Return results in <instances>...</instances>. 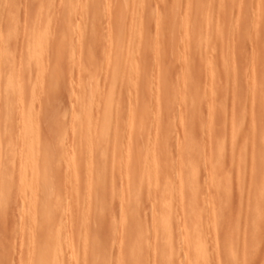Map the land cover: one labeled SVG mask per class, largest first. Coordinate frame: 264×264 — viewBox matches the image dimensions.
Masks as SVG:
<instances>
[{"label":"bare ground","instance_id":"bare-ground-1","mask_svg":"<svg viewBox=\"0 0 264 264\" xmlns=\"http://www.w3.org/2000/svg\"><path fill=\"white\" fill-rule=\"evenodd\" d=\"M61 1H63L65 3V5L69 6L67 8H64L65 10L66 9L68 10V13L64 12L65 15L69 14L68 19L65 20L64 19L65 17L61 18L63 16L62 10L61 11L59 10V12H61L62 16H60V13L57 14V15H59V18H61V20L64 19L66 21V27H67L66 28L67 29L66 34H68V36H71V37L74 34L78 37L79 36L82 37L83 34L87 31L85 30V32L82 33L83 31H81V30L87 29V27H85L82 24L85 28L80 29L81 24L75 23V21L72 19L75 11L77 10L75 7H73L75 1L74 0H61ZM80 1H79V3H80ZM87 1H89V0H87ZM87 1H85V3H86L85 8L89 9V12H91L90 9H92V8L87 7L88 6ZM97 1L96 0H95V2L92 1L91 4L94 3V5H95L97 3ZM100 1L98 3H100ZM144 1L142 0L140 4L137 3V1L136 2L134 1L135 4L137 3L135 6L136 7H137V5L138 6L141 5V7H143V5L145 6V4L143 3ZM182 1L184 2V0H175L176 3H174V5L177 6ZM207 1H210V0H185L186 4L184 3V5L188 6L186 9L187 11H185L184 5L182 7V3H183L182 2L180 7H182V9L184 10L185 13H183V16L179 14L180 11L182 10V9H180V7H179L180 10H178V12H177L179 14L178 15L179 17L182 16L180 21L178 19H175V18H173L171 20L172 17L170 16L169 20H165L167 22L166 24L168 25V26H166V25H163V23L165 21L159 17L155 18L154 14L152 12L147 13V16H146L145 12H143V15H142L141 11H138L137 8L134 9L133 8L134 3L132 4L133 0L130 1V3H129V0H122L118 3V0H117L118 4H116V6L114 5L115 7L114 6L113 7L116 8L117 5H119L120 3L121 4L117 10L115 9V11H114L115 13H114V15H112L113 18L111 17V19H113V25L111 27L109 34L106 37V40L103 41L104 46L108 45V48H106V49L104 48L105 49L104 51L101 50V51L105 52V54L103 52H101L102 54H104V56H102V54L99 55L101 57H104L103 61H105V68H106L105 91H102L100 89L102 92H104L103 95L101 94L102 96L101 95L99 96V94L101 93V91H100V93L98 94L99 88H97L98 89L97 93H96L97 90L95 91V89H94L98 86V84L101 85L104 82L103 81L104 75L99 76V74L102 73L100 71V68H101L100 65L101 64H99L101 62L100 61L98 62L99 59L96 58V54H98V53L95 52V54H94L93 50L89 48L90 46L88 45V43H85V44H87L86 46H89V47H86L87 48V49L85 48L86 50L84 49V51L86 52V56H83L86 59L85 60H83L84 58L80 59V60H83V62L80 63V65L81 64L82 65L79 67L80 70L81 69L83 70L84 74L86 73L85 75H86V78L88 79V80L86 79V83L84 80H82L84 78H77V77L72 78L71 77L72 75L69 76L67 74L68 72H65V77H67V76L71 77L75 81V83L78 82L77 81L78 79H80L79 80L80 84L78 83V86L76 84L78 89L75 88V89H77V91H79V89H80L79 87H81L82 82H84V85L79 92H80V96L83 98V100L86 101V99H87L86 102L84 101L85 103L83 102L84 105H82L80 102L79 106L82 105L81 106L82 108L79 107L78 111L73 112V114L71 115V118H70V122H71L70 125L71 126H69V127H71L70 129H73L72 131H74L76 138H78L79 141L80 142L82 141V142H81V144H79V141H77V142H75L76 143L75 145L71 144L72 145L71 148H69L67 146L68 147V153H69V151H71L68 155L65 152L67 157H65L66 155H64V148H66V147H65V143L63 140L65 139V141H66V138H67V140H70V137H73L72 135L69 137L67 136L66 138H64V137L66 136V134H68L69 132L71 133L72 131H70L69 127H68L69 132L66 133L65 130H67V128H65V129L63 128L64 124H62L63 127L60 129V127H61L60 125L63 121L61 122V120H60V123H57V124L55 123V121H53L50 123V125L52 123L56 124L57 129H55L56 131H54V132H52L53 130L51 128L47 129V131L51 129L50 133L52 132L51 134L48 133V135L50 134L51 137L53 136L52 138L48 137L50 139L47 140L46 136H48V135L45 136V135L41 134L42 129L40 131V128H42V126L40 127L39 126L40 123H38L39 116H40L38 111L39 110L42 111L44 106L46 108H48V105L49 104L51 105V102L47 104V100L49 99L48 97L51 98V97L55 96L56 95L55 92L58 91L59 86H61L60 88H61V91L63 92L64 86H62V85L64 83H66L65 82L66 78L62 77L65 80L63 82V84L58 82V80L60 78V72H61L60 70H63V68H64L63 64H62L61 68L59 69L60 66L58 65V61L64 55L65 59L69 61V62L67 61V68L70 67L68 64H74L75 58L73 61H72V58L75 55L74 57H76V60H77V58H78L77 56H79V55L76 56V54L80 52V51L78 52V49L81 48L82 49L81 51H83V46L85 45L83 40H85L84 37L86 35L78 43L80 45V48H78V46H75L76 47L75 50L77 49L76 54H75L76 51L73 49L74 45H72V42L74 40L71 37H67L66 34H65L66 39H62L63 42H61L59 45H57L53 49V51H52L53 52V58H51L52 60L50 59L51 61H48V59H47L48 64H51V66L53 67L52 73L47 71V75H48V73H50L51 75H49L48 77L50 78V76H51L53 78H52V80H51V78L50 79H48V78L44 79V82H45V80H47L46 82H49L48 85H47V83H46V85L48 87L47 88L48 92H50V93H47V89L45 87L46 85L42 84L43 85L42 87L45 88L46 92L44 94L46 96L41 95L40 96L41 99L39 97V100L42 101L44 98H46L47 100L45 99L46 102L44 101V105L42 106V108H41V105H42L43 101H42V103L40 102L41 105L38 103L36 104V105H38V107L40 106L38 111H37V107L35 106V100L36 99H34L33 93H34V95H38L39 93H41L40 91H43V90H41L43 88H41L40 90H37L36 87L39 84L41 85V82H43L42 79L44 78V75H45V68H46L47 64L45 63L46 58L44 59V54L46 51L48 54H50L49 53L50 48L45 50L47 43L49 41V39H47L46 37L51 38V36H53L54 38H56L57 36L55 37V35H56L55 33L58 32V31L55 32L56 30L55 31L53 30L54 32L53 31L52 32L55 35L54 34L51 35L52 33H49L51 36L49 34L47 36V32L50 28L49 27V20L53 21L52 15L50 16L51 18H49V16H46L47 19H46L45 24L43 22H41V25L44 24V27L42 29H40V31H38L37 33L35 32V38L36 39H35V42L32 45V47L25 50V55L22 52L23 53L22 55H24V59H23V63H21V65H22L21 69L19 67V71H21L20 75L19 74L17 75V72L15 71L17 69V67L15 65V67H16V69H15L13 63L16 60H15V58H13L10 47L5 48V50H4V54L6 57L5 78H4V82H3L1 89H0V91H1L0 92L1 93V102H2V103L0 102V104H1L0 109H1V106H3V109H1L3 113L0 110V113L2 114V115L0 114L1 115V117H0V159L3 155V153H6L7 156H6L5 167H4L3 162H1V165H0V207H2L4 209L5 204L3 205L2 200L4 199V201H7V197L10 198V196H11V192H9V194H8V188H9L8 184H9V181L12 180V178H13V180L15 179L16 181H17V179H19L17 182L19 184V190L21 191L22 202L25 201V203L29 204L25 210V213L27 214V219L29 222H28L27 226L24 227V229H26V233L29 235V239H30L29 242L26 240V243H29V247L27 248V250L28 249L29 250L24 251V249H22L23 246H24V248L27 247L26 245H24L25 243H21V246L22 245L23 246L22 247L20 246V249H19L20 253L22 251L26 252V253L28 252L27 253L28 255H26V253H21L22 255L25 254L24 256H27V259H26V257L24 258V256L22 257V255L20 253H18L21 256L17 255V256H20L19 257L20 259L18 257L16 258L17 261L18 260L20 261L21 257H22L26 261L25 264H68V262L65 263V261L67 258H69L70 262L72 261L71 259H73L74 264H79V259H80L79 256H81L83 254V259H82L83 264H102L105 260V257H110L111 252L109 253V256H108L107 253L104 254L105 251L101 248L102 249L101 251H103V253L100 254V252L98 251V249L100 250V247H98V249H96L97 251L93 250L92 248H91V251L90 250L87 251L86 246L89 244L90 247L91 246L94 247L92 244H94L95 242H96V245H97V243L99 245V242H101V244H102L103 239L101 237L106 236V233H107L106 231H108L105 228V226L107 225L106 221H108V219H110V217L112 219L114 214H111V212H110V214L113 216L108 217L107 215H105V209H106L105 208V204H106L105 202L108 201L110 204H111V202H114L113 204H115L114 205L115 207H117V205L118 206L120 205V207L122 208L121 209L122 213L120 214L122 217H121V219H119L120 218L119 217L118 218L119 220H116V222L118 221L119 224L121 221L122 228L128 226L129 224L133 225L132 223L135 224V222L139 223V220H138L139 217H140L139 218L140 221L142 220L143 222L146 223L147 221L146 220L144 221V219H141L142 218L141 216H139V215L137 216V213L141 214L142 216L144 215V213L142 214V211L140 212L139 209L136 211V209H137L138 204H140L139 202H140L143 194L147 195L146 191H148V190L152 191L153 190L154 195L152 194L153 192L150 191L151 193L150 192L149 193L152 194V196H148V197L150 199L151 197L157 196V199H155L156 197L154 199L153 198L150 199V200L153 199V202H156V203H154V206H156V204H157V207H153V209L157 208L156 209L157 212H155L152 209V211H154L153 214L154 213L155 214H154V216L152 214L150 216V218H148V219H151V217L153 216L152 218H153L154 222H152L153 224L152 223L150 224V222L152 221V219H151L149 224L152 225V227L150 226L151 227L150 230L155 232V233L151 232V235H150V237H153V238L155 237L154 238V239H156L155 242L147 237V235H146L148 233L147 231L150 232V230L149 229L146 230L147 227L144 228V226H143L145 223L140 224L141 223L140 222L139 224L133 225V228L130 227L131 228L130 230L124 231L123 234L126 235V236L124 235V237L127 238V240L129 239L127 236H132V237H130V240H128V241L124 238L127 241V243L125 244V242L122 241L121 247L124 246V248H125V246H126L127 247L126 252H127V249L130 252L132 248H135L137 246L136 245L137 241H140V244H143V243L146 244L148 241L151 240L150 242H153L154 245H153V243H150V242L148 244H152L154 246V247H152L153 248L152 250H154V256L155 255L157 257L164 256V259L158 260V262L156 264H176V262H178L176 259L178 257H175V256H176V253L178 252V251L176 252V248L179 246V244L177 243L178 241H174V240H176V238L174 239V234H175L174 233V231H175L174 227H175V224H177V222L179 220L176 221V223H174V221L176 219H174V218L172 219L173 212L178 210V209H175V204H176L175 199H171V200L164 199V198H162L161 193L163 192V190L165 189L166 186H167V188H169V187H172L174 189L176 188L175 187V185H176L175 178L177 176L173 175L174 171L171 168V162H169L171 160L170 158L172 156L169 155L170 158H168L169 156H166V154L168 155V152L170 153V151L167 150L170 148L169 147L170 144H167L169 146H166L165 144L168 141L167 142L165 141V144L162 141H164L165 139L167 140V138L172 134L171 128L169 126H171L173 123V120H176V119L171 117L170 114L172 111L170 112L169 108H170L171 104L173 105L174 102H177L175 99H177V98L180 99L179 98L180 95L182 98L180 101L182 103H184L183 105L185 106V109L182 108V110L185 111V114L182 115V118H180L181 115L179 116V114H183V113H178V110H176L178 113V114L177 113L176 114L179 117V119H177L176 123H178V122L181 123V121H182V124L180 125L182 128V131L180 130L181 128L179 125H175V127H177V126L179 127V128L177 127L178 129H176V132L179 130L181 132L184 131V133L187 132L188 134H186L187 136L185 135L186 136L185 137V143L183 145L184 146L183 149L180 151L181 156H180V160H178L179 161L178 163L182 164V166H185L188 164V167H191L193 169V173L195 174L194 178L196 180H197L196 176L198 174L197 168L202 166L201 164H202V160L204 159V157L210 160L209 169L213 173L212 176H209V181L210 180L213 181L214 177L219 178V176L221 174L222 175L227 174V172H228L227 167H226V165H224V163H221V159L226 158L227 155H229V153L233 159V163H234L235 168L233 167V165L231 167L236 169V171L243 169L245 162H247V164L250 166L251 169H254L253 164H251V163L249 164V162L247 161L246 158H247V156H249L248 153H250L251 155H253V154L254 155H260L259 149L263 143L264 136L259 138L257 134H254L253 137H249L250 138L249 140H246V142L242 143L243 139H242V141L240 140V138H242V136H239L240 132L238 131V126H239L241 119L239 120L237 118V113H236L240 107L238 106V108H237L235 106V108H233V109H236V112L232 111L233 109L231 110L232 112L230 113V115L232 113L233 114H232V117H230L231 119L229 118L231 120L230 125H228L227 124L228 121L226 122L224 119H223V121H224L223 122L221 120V118H219V116L220 115H221V117H223V115L225 116L226 112L228 110H230V109H228V107L230 108V106L228 105L229 103L225 104L223 102V99L221 101V98L220 99L218 98L221 95H219L220 93L214 89V87H215L214 80L215 79H218V80L224 79L226 86H228L229 83H231V80L232 81L235 80V78L233 77L234 75L232 76L233 73L230 72L231 70H233V68H232L233 66H231V65L234 62V61H232L233 60L232 53L234 54L236 52L237 48L242 43L244 44L246 42V40L241 41L242 40L241 37H243L246 33L239 34L240 31H242L243 29H241L240 31H237L238 34L235 33L236 36H235V38L232 39L234 41V43L232 42V46L230 45V43L228 44L231 47V49L228 45H226V46L229 48H225V46H224L225 45L224 42H227L229 36L227 37V39H226V37L223 36L224 38L223 37L222 38L225 40H222V38H221L220 40L222 42L219 41V42H217V44L219 43L221 45V43H222L224 48H222L221 50L219 49V51H221L220 53H219V51H217L220 54V57H219V54L217 55V57H219L220 59L218 58V60H215L217 58L216 57L213 58V56H211V52L214 51V49L213 50L211 49V46H212L211 33L214 32V30H212V29L214 28L213 25H216V23L214 22L215 18L213 19V14L208 12L207 8L204 5ZM115 2L116 1H114V3ZM148 2H149V5H148ZM148 2H147V0L145 1L147 7L148 8H149V6L153 7L152 4H154L155 1H153L154 3H152L151 0H148ZM255 2H257V1H255ZM262 2H264V0H262ZM211 3H210V5H211ZM241 3L242 2H240V4ZM258 3L260 4V2H258ZM83 5L84 4H82V7H83ZM94 5H91L90 7H94ZM131 5H133L132 8L134 10V13L130 15L129 12L126 10V7H127V9H130ZM241 7H244V6H241ZM259 7H264V4L262 3L261 5H259ZM51 8L49 7L48 9L50 10ZM99 8H101V7H99ZM105 8H103V9H105ZM45 9L47 10V8H45ZM60 9H63V7ZM81 10H82V8H81ZM112 10H114V9L112 8L111 11H109V12H112ZM130 10H132V9H130ZM174 10H175V8H174ZM174 10H173V12H175ZM139 12H141V13H139ZM82 13H83V10H82ZM82 13H81V16H82ZM85 13H87V12H84L83 15ZM144 13H145L146 17H144ZM72 14H73V16H72ZM107 14H109V13H107ZM157 14L159 15V13H157ZM43 15H45V13H43ZM48 15H49V13H48ZM75 15L79 16L77 13ZM129 15H130V17H128ZM158 15H156V16H158ZM100 16H101V13H100ZM175 16H176V14H175ZM95 17L96 16H91V18L93 20L95 19ZM215 17H217V16H215ZM41 18H43V17H41ZM103 18H104V16H103ZM157 18H159V19H157ZM76 19H77V17H76ZM85 19L86 18H84V20ZM90 19L89 20L86 19V21H84V20L83 21L84 22L88 21V23L91 24V22H93V20L91 21ZM100 19L102 21H105L109 18L106 16L105 20H103L102 18H100ZM111 19H110V21H111ZM263 19L262 18L257 19V23H258V20L260 21L259 23H261V21ZM162 20L164 22H161ZM170 20H171V22H170ZM218 20L220 21L221 19H217V22H218ZM42 21H44V20H42ZM89 21H91V22H89ZM222 21L223 20H221V22ZM106 22H108V20ZM179 22L182 25L181 27H182V30L184 33V40H185L184 43L185 44H184V46L183 45L182 46L184 48V52L186 53L185 56L182 55V54H185V53H183V50H182L183 48H180V46H179L183 42L180 43L182 40H180V41H179V39L177 40L178 35L176 36L177 33L179 34V32H177V31L181 30V29H179ZM203 22L204 23L205 22L212 23L211 30L213 32L210 30L211 31V33H210V31L207 30L208 32L206 31L207 34H205L206 32H202V31L198 30L200 25ZM263 22H264V20L262 21L261 25L264 24ZM53 23L54 22L50 23V24H52L51 28L54 26ZM99 23H100V21H99ZM101 23L99 25L103 24V23L102 24ZM249 23H250V21H249ZM106 24H108V23H106ZM152 24L155 25L154 27H156V26L158 28L160 27V30H156V28H157L156 27L155 28L156 31H154L153 35L148 36L149 34H151L149 31L152 29H150V28H154L152 26L150 27V25H152ZM61 26H64V25H61ZM61 26H60V28H61ZM92 26H93V24H91V26H88V29L90 28L89 31H91ZM102 26H105V25L103 24ZM110 26H109V28H110ZM163 26H166L167 28L163 27ZM223 26H225V25H223ZM256 26H255V28H256ZM95 27L96 26H94V29L97 28V27L96 28ZM244 27H246V26H243V28ZM39 28H41V27H39ZM164 28H166V30L164 31L165 33L163 32L164 35H163V33L161 34V37L163 39H164V36L166 38L169 36H171V37H170V39L167 38L168 40L165 39V41H168L167 42V48H165L163 46V44H161V46L165 48V50L163 48V51L168 52V54H170V55H172L173 53H175V55L178 54V56H176L177 58L179 57V55H180V57H182V59H180V57H179V60L183 61L181 64H182V67L184 65V69L181 67V64H179L180 66L179 65L178 66L181 67L179 69L180 70L182 69L181 71L179 70L180 75L177 74L178 71L176 70L177 71L176 74L181 79L180 80L181 82L178 79L176 80L177 82H179L178 84L181 83L180 85L177 84L180 87H177V85L173 86L174 85L173 83L176 82L175 80L171 83L172 85L169 82L171 80L170 77H172V75L174 73H171V75L170 74L165 75L168 71L171 72V67H170L171 65L170 64H172V61L176 60L175 59L176 57L174 56L173 59H170L172 61H170L169 60L170 57H168L167 54L165 55V53L160 49V48H162L161 46L160 47L158 46L160 44L156 43V41L160 40V38H161L160 32L162 30H164ZM221 28H222V26H221ZM255 28H253L252 31L255 32ZM263 28H264V25L262 26V29H261V27L259 29H261V31H262ZM56 29H58V28H56ZM94 29L91 32H95ZM146 29L149 31H147ZM167 29L171 33H174V35L173 36L170 35V32H169V35L166 36L165 34L168 33V32H166ZM216 29H219V27H217ZM222 29L225 30V27ZM107 30H108V28L105 31L107 32ZM224 30H223V33H225V35H228L227 31H224ZM61 31H63V29H61ZM98 31H100V29H98ZM98 31L96 33H98ZM244 31L248 32L246 30H244ZM221 32H217V35H215V37H214L215 41H217L216 38L219 35L223 34ZM263 32L264 31H262V33ZM102 33L103 32L101 31L100 32L101 41L103 38L102 36L104 35V33H103V35H102ZM218 33H219V35H218ZM248 33H252V32H248ZM87 34L89 35L90 32H87ZM239 35H240V38L239 37L238 38L240 39V41H238L239 40L238 39L237 40L238 42H235L234 39H236L237 36H239ZM241 35H243V36H241ZM253 35L254 34L252 33L251 36H249V37L254 38L255 36H253ZM91 36H94V34ZM151 36H155V37H152L153 39H151ZM158 36H159V39L156 38ZM80 37H79V39H80ZM104 37H105V35H104ZM180 37L182 39V36H180ZM162 38L159 41L160 43H162L161 41H163ZM248 38H247V42H249L248 40H251V38L250 39H248ZM260 38H258L259 41H260ZM262 38H264V36ZM86 39L89 40V36ZM95 39H96V36H95ZM95 39H93V40H95ZM50 40H52V39H50ZM57 40H56V42H57ZM169 40L172 43L179 41V43H180L179 45L176 43V46L178 45L179 47H175L174 44L170 47L169 44H171V43H169ZM76 41H78V40H75V42ZM91 41H92V39L89 42L90 44H91ZM214 43H216V42H214ZM214 43H213V45H214L213 48H215V45H216ZM262 43H263L262 45L259 43L261 45V54H260V56H258L259 60L257 59L258 57L256 56V60L259 61V63H257V64H259V73H258L259 76H256L258 78H255L254 82L252 80V83L254 86V88H253L254 92H253V96L252 95L251 96L253 97L254 100L261 97L260 96L261 91H262V89H264V86H261V81L264 80V40L262 41ZM78 44H76V45H78ZM95 44H94L93 48L97 45V44L96 45ZM99 44H101V43H99ZM101 45H99V46L102 48L103 46H101ZM164 45L166 46V43ZM99 46L98 47L96 46L97 48H95V49L100 50L101 48L99 49ZM168 46L170 47L169 48L170 51H168V50L166 51V49H168ZM223 46L221 45V47H223ZM247 46L251 47V49L253 48L252 45L251 46L246 45V46H244V48L246 47L245 51H247L246 50ZM47 47H49V46H47ZM256 48L258 49V46L255 47V49ZM179 49L182 50V52L180 51L181 53L179 52ZM51 50H52V48H51ZM242 50H244L243 47H242ZM84 51H83V53L85 54ZM245 51H244V53H245ZM258 51H260V50H258ZM214 52H212V53H214ZM256 52H257V50H256ZM65 53H66L68 58H66ZM239 53L240 52H238V54ZM241 53L244 54L243 51H241ZM254 53L252 55H254ZM238 54H237V57H238ZM245 54L243 55V57L246 56ZM14 55H15V52H14ZM234 55L236 56V54H234ZM255 55H257V54H255ZM210 56L215 61L211 60ZM101 57H99V58H101ZM164 57L165 58L168 57V59H166V60H169L170 64L168 62L167 63L170 66L168 64H166V60H165V63H163ZM22 58L23 57L21 56V59ZM47 58H48V56H47ZM151 58L152 59L156 58L158 61L157 64H156V62H154L155 65H152V66H155V67H153V68H155V70L157 69V71H156L157 73H155V77L152 76V78H149L150 75H149L148 70H149V68H151L150 67L151 63L149 64ZM156 59H155V61H156ZM84 61H85V63H84ZM153 61H154V59H153ZM180 61H179V63H180ZM49 62H51V63H49ZM71 62H73V63H71ZM256 66L257 65H255V67ZM48 67H49V65L47 66V68ZM235 67H236V65H235ZM49 68H51V67H49ZM74 68H75V64H74ZM250 68H252V67L250 66ZM152 69H150V71ZM65 70L67 71V69H65ZM77 70H78V68H77ZM77 70L74 69L73 71H77ZM102 70H104V68H102ZM172 70H173V67H172ZM254 70H256V69H254ZM68 71L70 72L69 69H68ZM99 71H100V73H99ZM153 71L151 74H154L155 71L154 72ZM79 73L82 74V71H79ZM66 74H67V76H66ZM69 74H71V72ZM80 74L78 76H81ZM237 74H238V72H237ZM169 75H170V77H169ZM69 77H67L68 78L67 81L68 80L70 81L71 78L69 79ZM100 77H103L102 78L103 80L101 79L102 82L100 81L101 83H99ZM203 77L206 79V84L204 83V85H206L208 87V91H209L208 96L206 94L201 93V92L194 91L195 89H197L199 87H204V85L201 86V83H202L201 79ZM232 77H233V79H232ZM75 78H77V80H75ZM172 79H173V77H172ZM249 79L251 80V78H249ZM71 81L69 83H71ZM80 81H82V82H80ZM153 81H155V83L156 82L158 83L157 88H155V87L153 88V85L155 86V83ZM238 81H240V80H238ZM242 81H244V79L243 80L241 79L239 84L236 82L237 88H239V89L246 88L247 85L248 84L250 85V83H251V82H248L249 80H247L246 82H242ZM58 83H59V85H58ZM236 84H234V85H236ZM40 85L38 87H40ZM103 85H104V83H103ZM249 85H248V87H249ZM68 86H69V84H68ZM74 86L75 85L73 84V87ZM122 86H123V89H125V88L126 89L124 91H122V89H120V92H118L119 91L118 88L122 87ZM181 86L183 87L184 91L182 93L180 91L181 94L179 93L178 94L179 96L177 97V93H175V91L177 92L178 89L180 90L182 88ZM57 87H58V89H57ZM70 87H71V85H70ZM70 87H68V89ZM99 87L101 88V86H99ZM176 87L178 89H176ZM248 87H247V89H248ZM146 88H147V90H146ZM150 88H151V92L153 89V92L152 93L149 92V93L153 94L155 91V93H154V95H156V98L154 100V102L156 101L155 102L156 107L154 106L155 108H153V106H151L149 99H147V97H148L147 95L149 93L147 94L145 92V91L148 92L150 90ZM228 88H229V86H228ZM237 88H234L232 90L235 93L234 96H236L240 92H243V91H239L237 93L236 92ZM35 89L38 92H36ZM72 89H74V88H72ZM83 89H85V90L83 91ZM143 89H145V90H143ZM229 89L231 90V88H229ZM86 90L88 92L85 95L86 98L84 99V94L81 95V92L85 93ZM141 90H143V92H145L144 93L145 95L140 94V93H142ZM61 91L59 92L60 93L59 95L57 94L58 98H55V99L53 98L54 100L60 99V96H62V95L64 96V94H66L69 90L67 92L65 91L66 93L63 92L64 94ZM27 92H29V93L27 94ZM68 93L70 94V92H68ZM75 93H77V92H74V94ZM50 94H52V95L50 96ZM72 94H73V92L71 93V95ZM74 94L71 97L74 98V96H75ZM97 94H98V96H97ZM28 95H30V96L28 97ZM78 95H79V93H77L76 96H78ZM154 95H151V97H149V98L153 99L152 97ZM205 95L208 97L207 99L205 98ZM238 95H240V94H238ZM222 96H223V93H222ZM42 97H44V98L42 99ZM133 97L136 98L135 102L132 101ZM36 98H37V96H36ZM77 98L75 97V99H77ZM227 98L224 97V99H227ZM236 98H237V96H236ZM230 99L232 101V97ZM39 100L37 102H39ZM49 100L52 101V99H49ZM180 101H178V102L180 103ZM54 102H56V101H53L52 103H54ZM97 102L101 103V107L99 106V107L95 108V106L97 105L96 104ZM227 102H230V100H228ZM233 102L236 103L237 101L235 99H233ZM233 102H230V103H233ZM203 104H205L206 108H205V106H203ZM233 104H231V105H233ZM152 105H154V103ZM183 105H182V107H183ZM227 105H228V107H227ZM234 105H236V104H234ZM34 106H35V112L36 111L38 112V116L36 114L37 112L36 113L34 112ZM176 106H179V104ZM53 107L54 106H51V108H53ZM201 107H204L205 109H207L206 114L208 115V119L207 120L205 119V122L207 123V121H208L207 125L209 126L208 128L206 127L207 131H209V132L208 133L205 132L206 134L203 133L204 134V136L202 134L203 138L200 134L201 131H198L199 129H201V127L197 128L196 132H193V130L189 127L190 125H193L196 122L199 124L201 119L199 121H197L196 119L199 118L201 115V112H202V110L200 109ZM18 109L21 111L20 115H17L20 118V125L17 126V127H19L17 129L18 132L14 131L15 133L17 132L16 135H14L15 133L14 134L12 133L14 136L12 134L7 136V134L11 133V130L14 129L13 127L17 128L15 126L16 124L14 125V122L17 121L16 110H18ZM175 109H177V108H175ZM45 110L46 111L50 110V107L48 110L47 109H45ZM94 110L96 112V115L94 114ZM198 112H199V117H198ZM205 112H206V110H205ZM218 113H220V115ZM49 114H47V115H49ZM176 114L173 116H176ZM206 114H203V112H202L203 117ZM227 114H229V112ZM50 115H53V114L51 113ZM55 115H57V114H55ZM156 115H157V117H156ZM161 115H163V117H161ZM202 115H201V118H202ZM154 116H155L156 120H154ZM42 117H43V115H42ZM47 118H49V116H47ZM205 118H207V116ZM218 118H219V120H218ZM45 119H46V116H45ZM180 119H182V120L178 121ZM49 120H48V122H49ZM56 120L59 121V119H56ZM220 120L222 122H220ZM50 121H52V120H50ZM58 121H56V122H58ZM218 121H219V124H217ZM225 122H226V125H224ZM197 123L195 124V128H196V125L198 126ZM17 124H19L18 121H17ZM58 124H59V127L57 126ZM203 125H204V120H203ZM216 125H217V129H219V130L221 129L220 132H219V130L218 131L215 130L216 131V133H215L214 129H216V128H214V127H216ZM152 126H153V128H152ZM225 126H227V127L230 126L228 128L229 131L226 130V135L232 134V135L240 137V138L238 137L236 140L232 141V143L228 147V148H230V149H228L230 152L227 150L228 154H226L227 152L225 149V148H227V147H225V144H226L225 142H227V141H225L226 135L224 133L223 134L221 133ZM53 127H55V126H53ZM154 127H155V129H154ZM175 127H173V128L175 129ZM203 128H205V126L204 127L202 126V129ZM149 129H151L152 132L150 130L148 136H150V134L153 133L155 130L153 135L156 137V140L158 142H156V143L152 142L153 143L152 145L149 144L146 146L145 143H143L145 141V138H146L145 137L146 135H144V132L149 130ZM206 129H203V130H206ZM194 131H195V129H194ZM55 132H57V133H55ZM172 132H175V130ZM261 132H264V131H261ZM195 133L197 134L196 136H198V133H199L201 140L203 139L204 141L205 140L210 141L212 139V138L211 139H209V138L204 139V137L206 135H209V133H211L213 136L214 135L213 133H215L217 136L213 137V142H212V140L210 141V145H211V143L213 144V146L212 145L210 146V149L212 147L214 149L215 148L218 149V151H216L217 153L214 152L213 148H212L213 151L210 150L209 151L210 153H208V154H206L204 151H203V153H201V151L198 150V146H200V145H198V142H197L200 140V138L198 136L199 139H196L197 137L195 138ZM52 134H54L55 136ZM174 134H176V133H174ZM138 135L139 136L142 135L141 136V138L143 139V141L141 140L142 142L140 141L141 138ZM153 135H151L150 138L149 137L148 138L152 139L151 141H156L155 137ZM212 136H210V137H212ZM44 137H45V139H44ZM153 137H154V139H153ZM53 138H56L55 140H57V141H54ZM124 138H126V140ZM137 138H139V139H137ZM169 138L171 139V136ZM17 139L18 140L20 139L19 140L20 142H18ZM49 140L51 141V143H52V141H54L55 143L51 144V143H49L50 142ZM148 140L146 142L150 143L151 141L150 140L148 141ZM174 140H175V138L173 139V141ZM70 141L69 142L67 141L68 142L67 145H69V143H71ZM138 141H140L141 144H139ZM169 142H170V140H169ZM201 142H200V144H201ZM248 142H250V144ZM18 143H20V144H18ZM77 143H78V145H77ZM205 143L203 145H205ZM146 144H148V143H146ZM249 145H251V147H249ZM226 146H227V144H226ZM207 147L209 148L208 145H207ZM207 147L205 145V147H204L205 150H207ZM200 148H202V146ZM70 149H72V150H70ZM219 149L224 151V152H220ZM121 151H122V153H120V154H122V155H119V152H121ZM201 157H202V159H200ZM63 160L66 161L64 163L68 168L69 167H70V169L72 168L70 171L66 167L67 168L66 172L68 170L72 173L71 179H73V180L70 181L69 180L70 175L68 176V174H66V172L63 171L66 175L64 174L65 177L63 175L62 180L64 181V179L66 180V178H67V180L69 182H67V180H66V181H64L65 183H60V182H62V180L60 181L59 179L62 177L63 173H61V176L58 179L57 178L58 177L57 176V170H58L60 164L63 162ZM200 160H201V163H200ZM17 161H18V165H15L16 166V168H15L14 164L15 163L17 164ZM206 162L204 159L205 164H206ZM63 164H61L63 167V168L60 167V168H62L61 170L64 169ZM13 166H14L13 173H16L18 171L17 172L18 175L16 174L18 177H16L15 175L12 174L16 178L11 177ZM17 166H19V167H17ZM206 166H207V164H206ZM83 168L85 169V172L83 171L84 170ZM233 168H231V169H233ZM185 169H187V168H185ZM109 171L112 172V174ZM83 172L85 173V175L83 174ZM108 172L114 177L116 182H117V179L120 181L119 185H118V183H116L114 181V179H112L113 177L110 176V174ZM182 173H184L183 167L179 169V176ZM108 174H109V176H108ZM174 174H175V172H174ZM230 174H232V170H231ZM106 175L108 176V179H109V177H112L111 181L107 179ZM225 176H227V175H225ZM104 178L106 179V182L108 184L105 181H103ZM110 182L111 183L113 182V184H111ZM109 183H110V185H109ZM68 186H70L69 189H71V190H69L67 188L64 192V189ZM108 186H109V189H111V192L109 190V193H112V194H108L109 197L105 193V189ZM61 188H63V190ZM17 189H18V185H17ZM115 190L116 191L118 190V192H116ZM66 191L72 193L70 196L72 198L71 203L74 201L77 203V204H75V202H74V206L75 207L77 206V209L79 210V213H80V216L76 215L77 218H75L76 216L72 217V215L74 216V214H76V208L71 207V206H73V203H72V205L68 204V205H70V207H68V205L66 203L67 202V200H66L67 192ZM106 192L108 193V188H107ZM7 194H8V196H7ZM105 194L107 195L106 196L107 199L105 198ZM150 194H148V195H150ZM146 195L144 197H142V200H144V198L147 199ZM16 197H19V195L17 196V194H16ZM108 198H109V200H108ZM112 199L113 200L117 199L116 201H118L119 204L116 205L115 201H110ZM149 199H148V201H149ZM211 200H212L211 201V204H212L213 198ZM68 202H70V201H68ZM144 202H145V200H144ZM144 202L142 201L141 206H143V204H145ZM25 203H24V205H27ZM150 203L152 204V202H150ZM150 203H148L149 206H150ZM223 203H218V205L220 207L219 208L220 215H219L218 211L215 212L213 210V206H212V208L210 206H207L208 208H207V211L205 213L210 212V214H209V216L207 214H205V215L208 216L207 220L210 221V223H212V225L213 224L217 225V223L220 222V225L225 230H227V229L224 227L229 226L228 227V228H230L229 231H230V233L232 232V235H233L235 233L234 227H236V225L234 222L229 223V221H228V223H227V221L224 220L226 217H228L230 215V211H228V209L225 210V208H223L224 207ZM208 204H210V203H208ZM107 206H108V203H107ZM109 206L110 207H107V208H111V205H109ZM114 206H112L113 209H114ZM141 206H140V208H141ZM152 206H153V204H152ZM240 207L241 206H239V208ZM74 208H75V210H74ZM239 208H238V212H239ZM69 209L72 211L71 216H68L69 215ZM113 209H112V211H113ZM73 210L75 211V213L73 212ZM78 210H77V213H78ZM240 210L241 211L239 213H246V207L245 208L243 207ZM1 211L3 214L0 213V219L4 218V216H5V212H3V210H1ZM114 211H113V213H114ZM119 211H118V213H120ZM152 211L150 210V212H152ZM23 212H24V209H23ZM107 213H108V211H107ZM175 213L176 212H174V215H176ZM110 214H108V215H110ZM25 215H23V216H25ZM215 215L218 217L217 219H215ZM85 216H87V217H85ZM89 216L92 217V218L90 217L91 219L95 218V220H97V221L96 222L90 221L91 223L88 222L86 219H88ZM104 216L105 217L107 216L106 218H108V219H106V221L103 219ZM79 217H80V219L78 220ZM114 217L116 218V215ZM114 217H113V220H115ZM117 217H118V214H117ZM6 218L4 220L3 219L2 220L4 222H5V220L8 221V219H6ZM63 218H65V219L70 218L69 220H71L70 221L71 225L69 224V222L66 221L67 222L66 226H67V224L69 225L67 227H74L75 225H73V224L76 222L75 224L77 225L78 221H80L82 223L87 221L88 224H86L87 222L85 224L89 225V227L81 229L80 225L82 223H79L77 225V227L80 229L75 227V228H77V230H73V229L71 230V228H70V230H71L70 231L69 228L67 229V227H63L61 225V223H62L61 221ZM90 218H89V220H90ZM143 218H146V216ZM27 219H25V220H27ZM111 219L108 221V224L109 223L112 224V222H113V225H115L114 224L115 222L112 221ZM134 219H135V221L132 222ZM177 219H179V218H177ZM136 220H138V221H136ZM1 221H0V223L2 226L4 224V222L2 221L3 222L2 223ZM63 222H65V221H63ZM97 222H99V224L96 227H93V228L90 227L93 224H96ZM8 223H9V221H8ZM4 225H7V222ZM179 225H180V223H179ZM108 226H106V227H108ZM115 226H113V229L115 228ZM117 226H119V225H117ZM180 226H178V228H176V230H177V232H180L181 235L183 234L182 236L184 238H182V237L181 238L185 240V243H182L183 245L181 244L180 241L182 239L179 240L180 237L178 238V240L183 247L184 246L186 247V248L184 247V249H187V255L186 256L188 259L187 258L186 259L189 260V263L195 262V264H208L209 259L203 258V255H204V253L210 251L209 250L210 249L209 248V242H208L209 239L204 238V237L202 238L203 231H200L199 228L197 229V228H194L193 226H191L188 229H185L183 226H181L184 228L183 233H182L180 230L178 231ZM2 227L4 228V226H2ZM176 227H177V225H176ZM120 228L121 227L119 226L117 228V230ZM128 228L129 227H127L125 229H128ZM22 229H23V226H22ZM24 229H23V231H25ZM101 229H106V231H104V232H106V233H104L105 235H103V233L101 232L102 231ZM113 229H111V230L116 231V229H114V230ZM4 230H6V229H4ZM7 230H8V227H7ZM111 230L109 231L110 234L115 233V232L112 233ZM198 231H200V234ZM116 233H117V231H116ZM152 233H153V235L154 234L155 235L152 236ZM195 233H197L196 237H195ZM110 234L107 233L108 236H106V239H107V237H109L111 245L110 246L108 245V246L112 247L113 243L111 241L112 237L109 236ZM118 234L122 235L121 233H118ZM149 234H148V236H149ZM23 235H22V237H23ZM74 235L75 236L77 235V236L75 237ZM197 235L199 236L198 238H197ZM73 236H74V239H72ZM113 236H114V234H113ZM115 236H114V238H115ZM121 237H123V236H121ZM119 238H120L119 236H118V238L116 236L115 242H118L117 239H119ZM146 238H148V240ZM98 239H100V240H98ZM196 240H199L198 246H193V242ZM215 240H216V244L218 246L221 243V240L217 239V238ZM9 241L10 240L8 239V244H9ZM145 241H147V242H145ZM105 242H107V241H105ZM108 242H109V240H108ZM119 242H120V239H119ZM175 242L178 245L176 244V246H175ZM107 244L108 243H106V245ZM216 244H215V242H214V245L212 244V246H214L215 249H216V246H215ZM103 245L104 244H102L101 247H103ZM106 245H105V248H106ZM89 246H88V248H89ZM95 248H97V247H95ZM81 249H82L83 253L80 255ZM106 249L108 251V249H110V248L107 247ZM177 249L179 250V247ZM147 252L148 251H145V253H147ZM143 253H144L143 251L139 252V258H140L141 264H147V263L143 262L145 260L144 259L145 256L143 257L144 260H142V256L146 255ZM103 254L106 256H104ZM118 254H119V252L117 253V255ZM125 254H124V256H125ZM179 254L181 255L180 252H179ZM8 255H6V256L8 257ZM149 255H151V254H149ZM6 256L4 258V262H3L4 264H5L6 260L10 261V260H8V258ZM126 256H127V254H126ZM219 256H221V255L217 254L218 258L216 257L218 259V263L220 262ZM12 257H14V256H12ZM10 258L11 257H9V259ZM111 258L114 259V257H111ZM117 258L119 259L121 257H119V255H118ZM179 258H181V257H179ZM216 258H215V261H216ZM24 259L22 262H24ZM175 259H176V262H175ZM182 259L184 260L185 258H182ZM82 260H80V261H82ZM2 261H0V262L2 263ZM19 261L16 262V264L22 263ZM108 261H110V260H108ZM113 261L115 262V259ZM117 262H118V260L114 264H116ZM179 262H181V261H179ZM213 262H214V259H213ZM210 263L211 262H209V264ZM6 264H8V263L6 262ZM71 264H73V262ZM109 264H110V262H109ZM119 264H121V262Z\"/></svg>","mask_w":264,"mask_h":264},{"label":"rangeland","instance_id":"rangeland-1","mask_svg":"<svg viewBox=\"0 0 264 264\" xmlns=\"http://www.w3.org/2000/svg\"><path fill=\"white\" fill-rule=\"evenodd\" d=\"M75 1V3H74V5H73V7H75L76 9V11H75V13H74V16H73V14H72V16H73V20L75 21V23H79V24H81V27H80V29H82V28H85V27H87V29H88V26H91V24H93V26L91 27V31H93V29H94V26H96L95 28L96 29H94V31L95 32H91V31H89L90 30V28L87 30V29H82L81 31H83L82 33H84L85 32V30L87 31V32H90V34L88 35L87 34V32H85L84 34H83V36L82 37H80V39H79V37L78 36H76L75 34L74 35H72V37L71 36H68V34H66L67 33V27H66V19H68V17H69V14H67V15H65V13L64 12H67L68 13V10L66 9H64V8H67V7H69V6H67V5H65V3L63 2V1H61V0H0V89H1V86H2V84H3V82H4V78H5V67H6V57H5V54H4V50H5V48L6 47H10V49H11V52H12V55H13V58H15V62L13 63V65H14V67H15V65H16V67H17V69H16V67H15V71L17 72V75L19 74H21L20 72L21 71H19V67H20V69H21V67H22V65H21V63H23V59H24V55H25V50H27V49H29L30 47H32V45L34 44V42H35V32L37 33L38 31H40V29H42L43 27H44V24L46 23V16H49V18H51L50 16L52 15V17H53V21L52 20H49V27L51 28V25L52 24H50V23H52V22H54L53 23V27L50 29L49 28V30H48V32H47V36H48V34L49 33H52L51 35H53L54 33V31L55 32H57V33H55L54 35H55V37L56 38H54L53 36H51L50 34V36H51V38L50 37H46L47 39H49V41H48V43H47V46H49V47H47L46 46V48H45V50H47V49H49V53L50 54H48L47 53V51L45 52V54H44V59L46 60L45 61V63L47 64L46 65V68H45V75H44V78L42 79V81L43 82H41V85H40V87H36V89L37 90H40L41 88H43V89H41V90H43V91H40L41 93H39L38 95H34V93H33V97H34V99H36L35 100V106L37 107V111L39 110V107H38V105H36L37 103L38 104H40L41 105V103H42V101H43V103H42V105H41V108H42V106L44 105V101H45V99L46 98H44V97H42V101H40L39 100V97L42 95V96H46L44 93L46 92L45 91V88L44 87H42L44 84L46 85V83H47V85H48V83L49 82H46L47 80H45V82H44V79H46V78H48V79H50L51 78V80H52V78L53 77H51L50 76V78L48 77L49 75H51L50 73H52V71H53V67L51 66V64H48V61H51L52 59L51 58H53V49L57 46V45H59L61 42H63V40L62 39H66V36H65V34L67 35V37H71L74 41V43L72 42V45H74L73 47V49L75 50V46H78V48H80V45L78 44L79 42H80V40L84 37L85 38V40H83L84 41V44L85 43H88V45L90 46H86L87 44H85L84 46H83V51H84V49L86 48V47H89L90 49H92L93 50V52H94V54H95V52L96 53H98V54H96V58L97 59H99L98 60V62L100 61L101 63H99V64H101L100 65V71L103 73H101V74H99V76H103L104 77V80L102 79L103 77H100L99 78V83H101L102 82V80L104 81L103 83H104V85H103V83L100 85V84H98V86L96 87V88H94L95 89V91H96V93L98 92V89L97 88H99V92H98V94L100 93V91L102 90V91H105V85H106V82H105V74H106V68H105V61H103L104 60V57H101V56H99V55H101L102 53L101 52H103L106 48H108V45H106V46H104V44H103V41L104 40H106V37H107V35L109 34V32H110V30H111V27H112V25H113V19H111V17H112V15H114V11H115V9L117 10L118 9V7L120 6V4L119 5H117V7L116 8H114L115 6H116V4H118L120 1H122V0H118V3H117V0H96L97 1V3L94 5V3L93 4H91V2L92 1H94L95 2V0H89V1H87V0H74ZM79 1H80V3H79ZM85 1H87V7L88 8H92V9H90L91 10V12H89V9H87V8H85L86 7V3H85ZM100 1V3H98ZM112 1V2H111ZM114 1H116L115 3H114ZM130 1H132V0H129V3H130ZM137 1V3H141V1L142 0H133V2H132V4L134 3V7H133V5H131V8L130 9H132L133 10V8L135 9V8H137V10L138 11H141L142 12V15H143V12H145L146 13V16H147V13H149V12H152L153 14H154V16H155V18L156 17H159V18H161V19H163L164 21L165 20H169L170 19V16L172 17L171 18V20L173 19V18H175V19H178L179 21H180V19H181V17L183 16V13H185L184 12V10L182 9V7H183V5H184V3L186 4V2H185V0H184V2L182 3V7H180L181 6V3H179L177 6H175L174 5V3H176L175 2V0H151V2L152 3H154L153 1H155V3L154 4H152L153 5V7H150L149 6V8L147 7V5H146V3H145V1L143 2L144 4H145V6L143 5V7H141V5H137V7L135 6L136 4H135V2ZM255 1H257V2H255ZM63 2V3H62ZM84 2V3H83ZM106 2V3H105ZM147 2H148V0H147ZM150 2V1H149ZM149 2H148V5H149ZM212 2V3H211ZM240 2H242L241 4H240ZM258 2H260V4L258 3ZM262 0H210V1H207L204 5H205V7L207 8V11L208 12H210V13H212L213 14V19L215 18V23H216V25H213V29L212 30H214V32L211 30V26H212V23H207V22H203L201 25H200V27H199V29L198 30H200V31H202V32H206L207 30H211L213 33H211V31H210V33H211V37H212V46H211V49L213 50L214 49V51H212V52H214V53H212L211 52V56H213V58L214 57H216L217 59H215V60H218V58L220 57V52L221 51H219V49L221 50L222 48H224V46H225V48H229L230 46L228 45L229 43H230V45L232 46V42L234 43V41L232 40L233 38H235V36H236V34L235 33H237V31H240L241 29H243L242 31H240V33L239 34H244V33H246L244 36L243 35H241V36H243V37H241L242 38V40L241 41H243V40H246V42L243 44H241L238 48H237V50H236V52L234 53V54H236V56L232 53V57H233V60L232 61H234L233 62V64L231 65V66H233L232 68H233V70H231L230 72L231 73H233L232 74V76L235 78V80H231V83H229V88H231V90L228 88V86H226L225 85V80L223 79H221V80H218V79H215L214 80V83H215V87H214V89L216 90V91H218L220 94L219 95H221L220 97H218L219 99L221 98V101H222V99H223V102L225 103V104H228L229 106H230V108L228 107V105H227V107H228V109H230V110H228L227 112H226V114H225V116L223 115V117H221V115H220V113H218L219 115V118H221V120L223 121V119L227 122V124L228 125H230V122H231V118L230 117H232V114L230 115V113L232 112V111H235L236 112V109H233V108H235V106L238 108V106L240 107L239 109H238V111L236 112L237 113V118L240 120V123H239V126H238V131L240 132V134H239V136H242V138H240L239 136H235V135H232V134H228V135H226V130L227 131H229L228 130V128L230 127H227V126H225L224 128H223V131L221 132L222 134L224 133L225 135H226V140L225 141H227V142H225L226 144H227V146H226V144H225V147H227V148H225L226 149V154H228V149H230V148H228L229 146H230V144L232 143V141H234V140H236L238 137L240 138V140L242 141V139H243V141H242V143H244V142H246V140H249L250 138L249 137H253V135L254 134H257L258 135V137L260 138V137H263L264 136V132H261V131H264V89H262V91H261V97H259L258 99H253V88H254V86H253V83H252V80H253V82H254V79L255 78H258V77H256V76H259L258 75V73H259V64H257V63H259V61H257L256 60V56L258 57V56H260V54H261V45L263 44L262 43V41L264 40V38H262L263 36H264V32L262 33V31H264V28H263V30L261 31V29H262V26L264 25H261L262 24V21L264 20L263 18H264V7H259V5H261L262 3L264 4V2H262ZM62 3V4H61ZM84 4L83 5V7H82V4ZM90 3V4H89ZM142 3V4H143ZM210 3H211V5H210ZM60 4V5H59ZM259 4V5H258ZM76 5V6H75ZM81 5V6H80ZM91 5H94V7H90ZM115 5V6H114ZM130 5V4H129ZM151 5V4H150ZM258 5V6H257ZM65 6V7H64ZM114 6V7H113ZM175 6V7H174ZM239 6V7H238ZM241 6H244V7H241ZM47 8V10L45 9V8ZM51 8L50 10L48 9V8ZM62 8L63 7V9H60V8ZM82 8V10H83V13L84 12H87V13H85L84 15H83V13H82V10H81V8ZM99 7H101V8H99ZM106 7V8H105ZM110 7V8H109ZM133 7V8H132ZM178 7V8H177ZM179 7H180V9H182L181 11H180V15H182L181 17H179L178 15V10H180L179 9ZM184 7H185V11H187L186 9H187V5H184ZM190 7V6H189ZM84 8V9H83ZM103 8H105V9H103ZM109 8V9H108ZM114 9V10H112V12H109V11H111V9ZM129 8V7H128ZM153 8V9H152ZM174 8H175V10H174ZM177 8V9H176ZM53 9V10H52ZM80 9V10H79ZM107 9V10H106ZM130 9H127V7H126V10L129 12V14L131 15V14H133L134 13V10L132 11V10H130ZM59 10L61 11L62 10V15H61V12H59ZM65 10V11H64ZM79 10V11H78ZM95 10V11H94ZM98 10V11H97ZM100 10V11H99ZM136 10V11H137ZM173 10L175 11V12H173ZM47 11V12H46ZM49 11V12H48ZM54 11V12H53ZM58 11V12H57ZM132 11V12H131ZM79 12V13H78ZM82 13V16H81V13ZM89 12V13H88ZM141 12H139V13H141ZM43 13H45V15H43ZM48 13H49V15H48ZM58 13H60V16H62L61 18H64L63 20H61V18H59V15H57ZM78 14L79 16H77V15H75V14ZM100 13H101V16H100ZM107 13H109V14H107ZM112 13V14H111ZM145 13H144V17H146L145 16ZM157 13H159V15L157 14ZM176 14V16H175V14ZM182 13V14H181ZM128 14V13H127ZM96 16L95 17V19L93 20L92 18H91V16ZM130 15L128 16V17H130ZM156 15H158V16H156ZM71 16V15H70ZM81 16V17H80ZM87 16V17H86ZM103 16H104V18H103ZM106 16L109 18V19H107L108 20V22H106L107 20H105L106 19ZM110 16V17H109ZM215 16H217V17H215ZM41 17H43V18H41ZM76 17H77V19H76ZM80 17V18H79ZM91 19H90V18ZM84 18H86L87 20H93V22H91V21H89V22H91V24L90 23H88V21L87 22H84V21H86V19L84 20ZM89 18V19H88ZM100 18H102L103 20H105V21H102ZM113 18V17H112ZM159 18H157V19H159ZM221 19V20H223L222 22H221V20L219 21L218 20V22H217V19ZM259 18H262L263 20L261 21V23H259L260 21L258 20V23H257V19H259ZM44 20V21H42V20ZM59 19V20H58ZM110 19H111V21H110ZM61 20V21H60ZM84 20V21H83ZM161 21V22H164V21ZM171 20H170V22H171ZM52 21V22H51ZM99 21H100V23L102 22L105 26H102V25H99L100 23H99ZM160 21V20H159ZM249 21H250V23H249ZM252 21V22H251ZM40 24H39V23ZM41 22H43L44 24H42L41 25ZM65 22V23H64ZM82 22V23H81ZM62 23V24H61ZM86 23V24H85ZM106 23H108V24H106ZM110 23V24H109ZM165 23V24H164ZM163 23V25H166V26H168L166 23V21ZM223 23V24H222ZM253 23V24H252ZM255 23V24H254ZM264 23V22H263ZM85 26H83V25ZM169 24V23H168ZM211 24V25H210ZM214 24V23H213ZM247 24V25H246ZM251 24V25H250ZM61 25H64V26H61ZM108 25V26H107ZM111 25V26H110ZM222 26V28H224L225 27V30L224 29H222L221 28V26ZM223 25H225V26H223ZM251 27H250V26ZM257 25V26H256ZM261 25V26H260ZM60 26H61V28H60ZM100 26V27H99ZM107 26V27H106ZM109 26H110V28H109ZM149 26V25H148ZM154 27L155 25H150V27ZM166 26H163V27H166ZM182 25L180 24V22H179V29H181V30H179V31H177V32H179V34L177 33L176 34V36H177V40L179 39V41L180 40H182L180 43H182L181 45H179L180 43H179V41H176V42H174V43H172V42H170V40H169V43H171V44H169L170 45V47L174 44L175 45V47H179L180 46V48H183V46H184V42H185V40H184V33H183V30H182V27H181ZM243 26H246V27H244L243 28ZM255 26H256V28H255ZM39 27H41V28H39ZM63 27V28H62ZM157 27V26H156ZM156 27H154V28H150V29H152V30H150L149 28V30H147V31H149L151 34H149L148 36H150V35H153V33H154V31H156V30H160V27L158 28H156ZM217 27H219V29H216ZM261 27V29H259ZM56 28H58V29H56ZM108 28V30H107V32L105 31L106 29ZM155 28H156V30H155ZM167 28V27H166ZM166 28H164V30H162L161 32H160V37H161V34L166 30ZM251 28V29H250ZM253 28H255V32L254 31H252V29ZM60 29V30H59ZM61 29H63V31H61ZM98 29H100V31H98ZM154 29V30H153ZM54 30V31H53ZM223 30L224 31H227V34L228 35H225V33H223ZM244 30H246V31H248V32H252L254 35L253 36H255L254 38L253 37H249V36H251V34L252 33H248V32H245ZM53 31V32H52ZM98 31V33H96ZM103 32L104 33V35H105V37H104V35H103V33H102V37L104 38H102V41H101V39H100V36H101V34H100V32ZM216 31V32H215ZM222 31V32H221ZM166 32H168V33H166L165 35L166 36H168L169 35V32L170 31H168V29H167V31ZM208 32V31H207ZM207 32L205 33V34H207ZM217 32H221V33H223V34H221V35H219V33H218V37L216 38V40L217 41H215V35H217ZM94 34V36H91V35H93ZM165 33V32H164ZM164 33H163V35H164ZM209 33V34H210ZM238 34V33H237ZM61 35V36H60ZM89 36V40L88 39H86L88 36ZM159 35V34H158ZM162 35V36H163ZM170 35H174V33H171L170 32ZM259 35V36H258ZM262 35V36H261ZM65 36V37H64ZM95 36H96V39H95ZM180 36H182V39H181V37ZM226 37V39H227V37H228V40H227V42H224V46H223V44L221 43L222 41L220 40L222 37ZM64 37V38H63ZM91 37V38H90ZM152 37H155V36H151V39H153ZM170 37L171 36H169V37H167L168 39H170ZM223 37V38H224ZM240 35L239 36H237V38L236 39H234L235 40V42H238V41H240ZM249 37V38H248ZM261 37V38H260ZM150 38V37H149ZM156 38H158L159 39V36L158 37H156ZM155 38V39H156ZM162 38V37H161ZM161 38H160V40H161ZM165 36H164V39L162 38V40L163 41H161L162 43H160L159 41H156V43H159L160 45H158L159 47L161 46V44H163V46L165 47V48H167V42L168 41H165V39H167ZM222 38V40H225V39H223ZM247 38L248 39H250L251 38V40H248L249 42H247ZM254 40H253V39ZM258 38H260V41H259V39ZM50 39H52V40H50ZM58 39V40H57ZM68 39V38H67ZM92 39V41H91V44L89 43L90 42V40ZM93 39H95V40H93ZM167 39V40H168ZM239 39V40H238ZM56 40H57V42H56ZM75 40H78V41H76L75 42ZM88 40V41H87ZM238 40V41H237ZM219 41H221L220 43H221V45L223 46V47H221V45L218 43L217 44V42H219ZM252 41V42H251ZM259 41V42H258ZM164 42V43H163ZM214 42H216V43H214ZM255 42V43H254ZM97 45H96V44ZM99 43H101V44H99ZM166 43V46L164 45ZM176 43L179 45H177L176 46ZM213 43L214 44H216L215 45V48H213ZM261 45H260V44ZM49 44V45H48ZM76 44H78V45H76ZM94 44L98 47L99 45H101V46H103L102 48L99 46V49L100 50H98V49H95V48H97L96 46L93 48V46H94ZM183 45V46H182ZM226 45H228L229 47H227ZM246 45H249V46H251L252 45V49H251V47H248L247 46V51H245V48H244V46H246ZM256 45V46H255ZM258 46V49L256 48L255 49V47H257ZM162 47V46H161ZM164 47H162V48H160L162 51H163V48ZM169 46H168V49H166V51L168 50V51H170V48ZM174 47V46H173ZM242 47H243V49L244 50H242ZM51 48H52V50H51ZM88 48V49H89ZM105 48V49H104ZM165 48H164V50H165ZM249 48V49H248ZM87 49V48H86ZM85 49V50H86ZM230 49H231V47H230ZM77 50V49H76ZM75 50V51H76ZM82 49L80 48V49H78V52L79 53H77V51L75 52V54H76V56L77 55H79V56H77L78 58H77V60H76V57H74L73 56V58H72V61L74 60V58H75V68H74V64H68L70 67L69 68H67V61L68 60H66L65 59V57H64V55H63V57H61L60 59H59V61H58V65L60 66L59 67V69L61 68V65L63 64V70H60L61 72H60V78H59V80H58V82H60V83H62L63 84V82L65 81L62 77H65V72H68L67 74L70 76V75H72L71 77L73 78V77H77V78H84V79H82V80H84L85 81V83H86V73L84 74L83 73V70L81 69L80 70V66L82 65H80V63H82L83 62V60H85L86 58H84L83 56H86V52H85V54L83 53V51H81ZM95 50V51H94ZM101 50H103V51H101ZM183 50V53H185L184 52V48L182 49ZM182 50L181 49H179V52L181 51L182 52ZM256 50H257V52H256ZM258 50H260V51H258ZM51 51V52H50ZM217 51H219V53L217 52ZM241 51H243V53H244V51H245V57H243V55L244 54H242L241 53ZM250 51V52H249ZM14 52H15V55H14ZM24 53V55H22L23 53ZM164 52V51H163ZM178 52V53H179ZM180 52V53H181ZM238 52H240L239 54H238ZM248 52V53H247ZM255 52V53H254ZM104 54H105V52H103ZM165 53V55L167 54V56L168 57H170L169 58V60L170 59H173L174 58V56L176 57V56H178V54L177 55H175V53H173L172 55H170V54H168V52H164ZM171 53V52H170ZM179 53V54H180ZM251 53V54H250ZM254 53V55H252ZM259 53V54H258ZM104 54H102V56H104ZM219 54V57H217V55ZM237 54H238V57H237ZM255 54H257V55H255ZM65 55H66V53H65ZM170 55V56H169ZM183 56H185L186 55V53L185 54H182ZM181 55V56H182ZM21 56L23 57L22 59H21ZM47 56H48V58H47ZM210 56V58H211V60H214L212 57ZM243 58H242V57ZM99 57H101V58H99ZM168 57L167 58H163V63H165V60L166 59H168ZM179 57H180V55H179ZM179 57L177 58H175L174 60L175 61H172V60H170V61H172V64H170L169 63V60H166V64H168L170 67H171V72H167L165 75H167V74H170L171 75V73H174L173 75H172V77H173V79H172V77H170V75H169V77L171 78V80L169 81L170 82V84L175 80H181L180 78H179V76L178 75H180V71L182 70H180L179 68H181L182 67V60L180 61L179 60ZM236 57V58H235ZM66 58H68L67 57V55H66ZM82 58H84L83 60H80V59H82ZM47 59H48V61H47ZM51 59V60H50ZM62 59V60H61ZM80 61H79V60ZM153 59H154V61H153ZM151 58V60H150V62H149V64L151 63V65H150V67L151 68H149V70H148V72H149V78H152V76H154L155 77V73H157L156 71H157V69L155 70V68H153V67H155V66H152V65H155V63L154 62H156V64H157V59L156 58ZM155 59H156V61H155ZM180 59H182V57H180ZM220 59V58H219ZM239 61H238V60ZM258 60H259V57L257 58ZM214 60V61H215ZM21 61V62H20ZM64 61V62H63ZM152 61V62H151ZM179 61H180V63H179ZM255 61V62H254ZM257 61V62H256ZM60 62V63H59ZM69 62V61H68ZM168 62V63H167ZM176 62V63H175ZM49 63H51V62H49ZM71 63H73V62H71ZM79 63V64H78ZM84 63H85V61H84ZM154 63V64H153ZM77 64V65H76ZM179 64H181V67H179L180 65ZM21 65V66H20ZM49 65V67H51V68H47V66ZM177 65V66H176ZM179 65V66H178ZM235 65H236V67H235ZM255 65H257L256 67H255ZM177 68H176V67ZM250 66L252 67V68H250ZM172 67H173V70H172ZM77 68H78V70H77ZM102 68H104V70H102ZM153 68V69H152ZM157 68V67H156ZM183 69H184V65H183V67H182ZM47 69V70H46ZM65 69H67V71L65 70ZM68 69L70 70V72H71V74H69L70 72L68 71ZM74 69H76L77 71H73ZM148 69V68H147ZM150 69H152L151 71H150ZM237 69V70H236ZM253 69V70H252ZM254 69H256V70H254ZM50 70V71H49ZM155 72H154V71ZM178 71V73H177V71ZM180 70V71H179ZM47 71L48 72H50V73H48V75H47ZM79 71H82V74H80L79 73ZM100 71H99V73H100ZM152 71L154 72V74H151L152 73ZM173 71V72H172ZM238 72V74H237V72ZM256 71V72H255ZM75 73V74H74ZM81 75V76H78L79 74ZM178 75H177V74ZM67 74H66V76H67ZM85 76H84V75ZM77 75V76H76ZM83 75V76H82ZM176 75V76H175ZM254 75V76H253ZM69 76H67V77H69ZM67 77H65L66 78V83H64L62 86H64V89H63V92H67L68 90V92H70V94L67 92H65L66 94H64L62 91H61V86H59V89H58V87H57V89H58V93L57 92H55V94L57 95H59L60 93V91L64 94V96L62 95V96H60V99H56V100H54L55 98H58V95L56 96H53V97H48L49 99H52V101L51 100H47V104L48 103H50L51 102V105L49 106L48 105V108H46L45 106L43 107V109H42V111L41 110H39L38 112H39V114H40V116H39V120H38V123H40L39 124V126L41 127L42 126V128H40V131H41V129H42V131H41V134H43V135H48V133H50V130L52 129L53 131L52 132H54V131H56L55 129H57L56 128V124L57 123H60V120H61V127H60V129L63 127V125L62 124H64V129L65 128H67V130H65V132L66 133H68L69 132V130L70 131H72L73 129H70L71 127H69V126H71L70 124H71V122H70V118H71V115L73 114V112H77L78 111V108L79 107H81L82 105H84V103L87 101V99H86V101L85 100H83V98L80 96V90H81V88L83 87V85H84V82H82V81H80V82H82V86L81 87H79L80 89H79V91H77V89H78V83H79V80L80 79H78L77 80V78H75V80H77L78 82H76L75 83V81L71 78V77H69V79H70V81H71V83H69L68 81H67ZM153 77V78H154ZM168 77V76H167ZM178 77V78H177ZM233 77H232V79H233ZM176 78V79H175ZM249 78H251V80L249 79ZM102 79V80H101ZM156 79V78H155ZM205 78L203 77L202 79H201V86H203L204 85V83L206 84V79L204 80ZM241 79L243 80L244 79V81H242V82H246L247 80H249L248 82H251L250 83V85H249V87H248V85H247V87H248V89H247V87L246 88H243V89H239V88H237V84H236V82L239 84L240 83V81H241ZM88 80V79H87ZM153 80V79H152ZM204 80V81H203ZM238 80H240V81H238ZM49 81V80H48ZM101 81V82H100ZM156 81V80H155ZM155 81H153L154 83H155ZM181 82V81H180ZM69 84V86H68V84ZM76 86V84H77V86L75 87H73V84ZM179 82H175V83H173L174 85L173 86H175V85H177ZM43 84V85H42ZM80 84V83H79ZM157 82L155 83V86L153 85V88L155 87V88H157ZM181 84V83H180ZM180 84H178V85H180ZM234 84H236V85H234ZM47 85L45 86L46 87V89L48 88L47 87ZM58 85H59V83H58ZM61 85V84H60ZM70 85H71V87L72 88H74V89H72L71 87H70ZM172 85V84H171ZM177 85V87H180V86H178ZM70 87L69 89H68V87ZM80 86V85H79ZM99 86H101V88L99 87ZM104 86V87H103ZM234 86V87H233ZM253 86V87H252ZM261 86H264V80H262L261 81ZM67 87V88H66ZM103 87V88H102ZM152 87V86H151ZM176 87V89H178ZM182 87V86H181ZM252 87V88H251ZM63 88V87H62ZM66 88V89H65ZM75 88H77V89H75ZM125 88V87H124ZM234 88H237L236 89V92L238 93L239 91H243V92H240V93H238V94H240V95H236L237 96V98H236V96H234L235 95V93L232 91ZM36 89H35V91H36ZM73 91H72V90ZM101 89V90H100ZM120 89H122V91H124L125 89H123V86L122 87H119L118 88V92H120ZM182 89V90H181ZM180 90L178 89L177 90V92L175 91V93H177V97L179 96L178 94L180 93V91H181V93L184 91V89H183V87L181 88ZM206 89V90H205ZM229 89V90H228ZM85 89H83V91H84ZM143 90H145V89H143ZM143 90H141V92L142 93H140V94H143V95H145L144 93L146 92L147 94L149 93V92H151V88H150V90L147 92V91H145V92H143ZM146 90H147V88H146ZM34 91V92H35ZM55 91V90H54ZM101 91V93L99 94V96L102 94L103 95V93L104 92H102ZM194 91H196V92H201V93H203V94H206L207 96L209 95V91H208V87L206 86V85H204V87H199V88H197V89H195ZM208 93H207V92ZM232 91V92H231ZM1 92V91H0ZM36 92H38V91H36ZM73 92V94H74V92H77V93H79V95L78 96H76L77 95V93H75L74 95V98L73 97H71V96H73V94L71 95V93ZM87 90H86V92L85 93H82L81 92V95H83L84 94V99L86 98L85 97V95L87 94ZM152 92H153V89H152ZM151 92V93H152ZM205 92V93H204ZM29 92H27V94H28ZM47 93H50V92H48V89H47ZM46 93V94H47ZM52 93V92H51ZM61 93V94H62ZM151 93H149L147 96V99H149V102H150V104H151V106H153V108H155L156 107V101L154 102V100H155V98H156V95H154V93H155V91H154V93L153 94H151ZM180 93V94H181ZM222 93H223V96H222ZM248 93V94H247ZM98 94H97V96H98ZM52 94H50V96H51ZM101 95V96H102ZM151 95H154L152 98L153 99H151V98H149V97H151ZM205 95V98L207 99L208 97ZM252 95V96H251ZM30 95H28V97H29ZM32 96V95H31ZM36 96H37V98H36ZM140 96V95H139ZM234 96V97H233ZM70 97V98H69ZM75 97L77 98V99H75ZM224 97L225 98H227V99H224ZM232 97V101H231V98ZM54 98V99H53ZM81 98V99H80ZM180 99H175L177 102H174L173 103V105L171 104L170 105V108H169V111L171 112V117L172 118H174V119H176V120H173V123H172V127L171 126H169L170 128H171V133L174 135H170L171 136V139L169 138H167V140L165 139H163L164 141H162L164 144H165V141L167 142L165 145L166 146H169V145H167V144H170V148L169 149H167V150H169L170 151V153L168 152V155L166 154V156H172L171 158H170V156L168 157V158H170L171 160L169 161V162H171V168L173 169V171L175 172V174H174V172H173V175L174 176H177L176 178H175V180H176V185H175V189L174 188H172V187H169V188H167V186L165 187V189L163 190V192L161 193V196H162V198H164V199H168V200H171V199H175V202H176V204H175V209H178V210H176V211H174V212H176L175 214L176 215H174V212H173V217H172V219L174 218V219H176L175 221H174V223H176V221H178L177 222V224H175V231H174V239L176 238V240H174V241H178L177 243L179 244V250L176 248V256L175 257H178V258H176L177 259V261L178 262H176V259H175V262H176V264L178 263V264H195V262H193V263H189V260H187L188 258H187V249H184V247L182 246L183 244L182 243H185V240L184 239H182V238H184L182 235H181V233L180 232H177V230H176V228H178V226H183L185 229H188L189 227H191V226H193L194 228H199V230L200 231H203V236H202V238L204 237V238H207V239H209V250L210 251H208V252H206V253H204V255H203V258H208L209 259V261H208V264H209V262H211L210 264H264V139H263V143H262V145L260 146V155H251L250 153H248L249 154V156H247V161L249 162V164L251 163V164H253V167H254V169H251L250 168V166L247 164V162H245V165H244V167H243V169H241V170H239V171H236V169H234L235 168V166H234V163H233V159H232V157H231V155H230V153H229V155H227V157L226 158H224V159H221V163H224V165H226V167H227V170H228V172H227V174H225V175H227V176H225V175H220L219 176V178H215L214 177V179H213V181H209V176H212L213 175V173L210 171V169H209V164H210V160L209 159H207V158H205L204 157V159H205V162H206V164H207V166H206V164L204 163V159L202 160V166L201 167H198L197 168V171H198V174H197V180L194 178V173H193V169L191 168V167H188V164L187 165H185V166H182V164H179L178 162V160H180V156H181V154H180V151L183 149V145H184V143H185V137L187 136L186 134H188L187 132L186 133H184V131L183 132H181L182 131V128H181V124H182V119H180V120H178V121H181V123L180 122H178V123H176L177 122V119H179V117L177 116V114L178 113H183V114H179V116H180V118H182V115H184L185 114V111H183L182 110V108L183 109H185V106L183 105L184 103H182L180 100L182 99L181 98V95H180V97H179ZM40 99H41V97H40ZM134 99V100H133ZM151 99V100H150ZM233 99H235L237 102L235 103V102H233ZM39 100V102H37ZM83 100V101H82ZM228 100H230V102H233L234 104H236V105H234L233 103H230V102H227ZM53 101H56V102H54V103H52ZM70 101V102H69ZM85 101V102H84ZM132 101L133 102H135L136 101V98H132ZM178 101H180V103L178 102ZM0 102H1V93H0ZM41 102V103H40ZM46 102V101H45ZM80 102H81V106H79L80 105ZM84 102V103H83ZM227 102V103H226ZM2 103V102H1ZM62 103V104H61ZM154 103V105H152ZM176 103V104H175ZM97 105L95 106V108H97V107H101V103L100 102H97L96 103ZM179 104V106H176V105H178ZM183 105V107H182V105ZM231 104H233V105H231ZM1 105V104H0ZM35 106H34V112H35ZM51 106H54L53 108H51ZM155 106V107H154ZM203 106H205V104H203ZM49 107H50V110H48L49 109ZM74 107V108H73ZM82 108V107H81ZM152 108V107H151ZM174 110H173V109ZM175 108H177V109H175ZM180 108V109H179ZM205 108H206V106H205ZM204 107H201L200 109L202 110V112H203V114H206L207 113V109H205ZM1 109H3V106H1ZM0 109V110H1ZM45 109H47L48 111H46ZM54 109V110H53ZM233 109V110H232ZM19 110V109H18ZM18 110H16V119H17V121H18V123L19 124H17V121L16 122H14V125L17 127L18 125H20V118H19V116H17V115H20V110L18 111ZM44 110V111H43ZM176 110H178V113H177V111ZM181 110V111H180ZM205 110H206V112H205ZM232 110V111H231ZM36 111V112H37ZM41 111V112H40ZM54 115H50L51 113ZM57 113H56V112ZM183 111V112H182ZM200 111V110H199ZM1 112H2V110H1ZM35 112V113H36ZM38 112L36 113L37 114V116H38ZM43 112V113H42ZM202 112H201V115H202ZM229 112V114H227ZM3 113V112H2ZM19 113V114H18ZM42 113V114H41ZM50 113V114H49ZM177 113V114H176ZM1 114V113H0ZM47 114H49V115H47ZM55 114H57V115H55ZM94 114L96 115V112H95V110H94ZM176 114V116H173V115H175ZM2 115V114H1ZM1 115H0V117H1ZM42 115H43V117H42ZM46 116V119H45V116ZM201 115H200V117H199V112H198V117L199 118H197L196 120L197 121H199L200 119V122H199V124H198V126L196 125V128H195V124H193V125H190L189 127L193 130V132H196V130H197V128H199V127H201V129H199L198 131H201L200 132V134H201V136H202V134L203 133H208L209 131H207V129H206V127L208 128L209 126L207 125V123H208V121H207V123L205 122V119L207 120L208 119V115L206 114L204 117H203V115H202V118H201ZM47 116H49V118H47ZM53 116V117H52ZM207 116V118H205ZM52 117V118H51ZM58 117V118H57ZM63 117V118H62ZM156 117H157V115H156ZM161 117H163V115H161ZM178 117V118H177ZM19 118V119H18ZM51 118V119H50ZM219 118H218V120H219ZM230 118V119H229ZM38 119V118H37ZM45 119V120H44ZM52 120V121H50V120ZM56 119H59V121L58 120H56ZM48 120H49V122H48ZM154 120H156L155 119V116H154ZM203 120H204V125H203ZM220 120V122H222ZM53 121H55V123L56 124H51L50 125V123L51 122H53ZM56 121H58V122H56ZM65 121V122H64ZM224 122V121H223ZM226 122H225V124L224 125H226ZM154 123V122H153ZM180 123V124H179ZM206 124V125H205ZM217 124H219V121H218V123ZM222 124V123H221ZM152 125V124H151ZM175 125H179L180 126V130L181 131H177L176 132V129H178L177 127H175ZM53 126H55V127H53ZM58 127H59V124L57 125ZM66 126V127H65ZM155 126V125H154ZM202 126L204 127L205 126V128H203V129H206V130H203L202 129ZM68 127H69V130H68ZM173 127H175V129L173 128ZM14 129H12L11 130V133H9V134H7V136L8 135H10V134H14L15 132L14 131H17L18 132V128L19 127H17V128H15V127H13ZM49 128H51L50 130H48L47 131V129H49ZM152 128H153V126H152ZM214 128H216V129H214V131L216 130V131H218L219 129H217V125H216V127H214ZM219 128V127H218ZM227 128V129H226ZM46 131H44V130ZM154 129H155V127H154ZM175 130V132H172V131H174ZM194 129H195V131H194ZM59 130V129H58ZM151 129H149V130H147V131H145L144 132V135H146L145 137V141L143 142V143H145V145L147 146V145H149V144H153V143H156V142H158L157 140H156V137L153 135L154 134V132H155V130H154V132L153 133H151L150 134V136L151 135H153L154 137H155V140L156 141H151L152 139H149L150 138V136H148V134H149V131H150ZM221 130V129H220ZM220 130H219V132H220ZM216 131H215V133H216ZM17 132L14 134V135H16L17 134ZM51 132V133H52ZM151 132H152V130H151ZM45 133V134H44ZM50 133V134H51ZM55 133H57V132H55ZM174 133H176V134H174ZM205 133V134H206ZM215 133H213L214 135L212 136V134L211 133H209V135H206L205 137H204V139H206V138H209V139H211L212 140V142H213V137L214 136H217ZM229 133V132H228ZM12 134V135H13ZM49 134V135H50ZM200 134L198 133V136H199V138H200V142L203 140H201V137H200ZM218 134V133H217ZM220 134V133H219ZM13 135V136H14ZM46 136V138H47V140L48 139H50V138H48V137H51V135L50 136ZM52 135H54V134H52ZM73 136V137H70V140H67V136L69 137V136ZM176 135V136H175ZM186 135V136H185ZM197 134L195 133V138L196 139H199L198 138V136H196ZM42 136V135H41ZM55 136V135H54ZM65 136V135H64ZM139 136V135H138ZM142 136V135H141ZM141 136H139L140 138H141ZM173 136V137H172ZM203 136H204V134H203ZM203 136H202V138H203ZM210 136H212V137H210ZM43 137V136H42ZM53 137V136H52ZM51 137V138H52ZM149 137V138H148ZM154 137H153V139H154ZM18 138V137H17ZM64 138H66V141H65V139ZM63 139V141H64V143H65V147L66 148H64V155H68L71 151H69V153H68V147L69 148H71L72 147V145H75L76 143L75 142H77V141H79V139L78 138H76V136H75V134H74V131H72L71 133L69 132L68 134H66V136L64 137ZM152 138V137H151ZM175 138V140L173 141V139ZM44 139H45V137H44ZM56 138H53V140L54 141H57V140H55ZM78 139V140H77ZM125 140H126V138H124ZM137 139H139V138H137ZM150 140L151 142L149 143V142H146L147 140ZM20 140V139H19ZM18 139H17V141L18 142H20ZM124 140V141H125ZM143 141V139L141 138L140 139V141ZM148 140V141H149ZM169 140H170V142H169ZM210 140V141H211ZM16 141V140H15ZM16 141V142H17ZM50 141V140H49ZM48 141V142H49ZM54 141H52V143H51V141L49 142V143H51V144H53V143H55ZM70 141L71 143H69V145H67L68 144V142ZM140 141H138L139 142V144H141L140 143ZM141 141V142H142ZM161 141V140H160ZM199 141H197L198 142V145H200V146H198V150L199 151H201V153H203V151L206 153V154H208V153H210L209 151L211 150V151H213V149L211 148L210 149V146L212 145L213 146V144L211 143V145H210V141L208 140V141H202L201 142V144H200V142ZM67 142V143H66ZM82 142V141H81ZM81 142L79 141V144H81ZM153 142V143H152ZM206 142V143H205ZM251 142V141H250ZM250 142H248L249 144H250ZM137 143V142H136ZM146 143H148V144H146ZM205 143V145H206V147H207V145L209 146V148L207 147V150H205V145H203ZM208 143V144H207ZM18 144H20V143H18ZM17 144V145H18ZM72 144V145H71ZM71 145V146H70ZM77 145H78V143H77ZM68 146V147H67ZM202 146V148H200ZM204 146V147H203ZM18 147V146H17ZM173 147V148H172ZM175 147V148H174ZM249 147H251V145H249ZM18 149V148H17ZM67 151H66V150ZM203 149V150H202ZM222 149V148H221ZM224 149V148H223ZM70 150H72V149H70ZM173 150V151H172ZM220 150V149H219ZM228 150V151H227ZM216 151H218V149H214V152H216ZM65 152H66V154H65ZM220 152H224V151H222V150H220ZM230 152V151H229ZM120 153H122V151L121 152H119V155H122V154H120ZM217 153V152H216ZM18 155V154H17ZM67 155L65 156V157H67ZM5 158H4V157ZM6 156H7V154L6 153H3V155H2V157H1V159H0V165H1V162H3L4 163V167H5V164H6ZM163 156V155H162ZM18 157V156H17ZM164 157V156H163ZM173 159V160H172ZM200 159H202V157L200 158ZM18 160V159H17ZM64 162H66L65 160H63V162L61 163V164H63ZM200 163H201V160H200ZM204 163V164H203ZM60 164V166H59V168H58V170H57V178L59 179L60 178V176H61V173H63L62 174V177L59 179L60 181L63 179V175L65 174L64 172H66V169L68 168L66 165H65V163L63 164L64 165V169L63 170H61L63 167H62V165ZM170 164V163H169ZM15 165H18V161H17V164L15 163L14 164V166ZM110 165V164H109ZM233 165V167H231ZM14 166H13V168H12V173H11V175L13 174V175H15L16 177H18L17 175H18V171L16 172V173H13V169H14ZM181 166V167H180ZM17 167H19V166H17ZM60 167H62V168H60ZM67 167V168H66ZM184 168V173H182L180 176H179V169L180 168ZM15 168H16V166H15ZM185 168H187V169H185ZM231 168H233V169H231ZM70 171H71V169H70V167L68 168ZM84 169V168H83ZM171 169V170H172ZM16 170V169H15ZM18 170V169H17ZM231 170H232V174H230L231 173ZM234 170V171H233ZM64 171V172H63ZM70 171H68L67 170V172H66V174H68V176H69V180L71 181V180H73V179H71V172ZM82 171V170H81ZM84 172H85V169L83 170ZM83 172V174L85 175V173ZM110 172V171H109ZM108 172V173H109ZM59 173V174H58ZM111 174H112V172H110ZM109 173V174H110ZM17 174V175H16ZM65 174V175H66ZM82 174V175H83ZM109 174H108V176H109ZM110 174V176H112ZM11 176V177H14V178H16L15 176ZM65 175H64V177H65ZM108 176L106 175V177H107V179H108ZM105 177V178H106ZM113 177V176H112ZM112 177H109V179L108 180H110L111 181V178ZM103 179V181H105L106 182V179ZM112 179H114V177L112 178ZM19 179H17V181H18ZM66 180H67V178H66ZM65 179H64V181H66ZM107 180V181H108ZM15 179L13 180V178H12V180H10L9 181V188H8V194H9V192H11V196H10V198L9 197H7L8 196V194H7V201H4V199L2 200V203H3V205H4V209L2 208V207H0V209L1 210H3V212H5V216H4V218H2L3 220L6 218V219H8V221H9V223H8V221H6L5 220V222L2 220V219H0V221L2 220L3 222H4V224L7 222V225H2V226H4V228L1 226V223H0V261H2V263L0 262V264H4L3 262H4V258H5V256L6 255H8V260H10V261H5V264H6V262L9 264H16V262H18L17 261V257L19 258L22 254L21 253H26V252H19V249H20V246H21V243H25L24 245H26L27 247H25L24 248V246H23V248L22 249H24V251H26L27 250V248L29 247V243H26V240L29 242V235L26 233V229H24V227L25 226H27V224H28V219H27V214L25 213V210H26V208H27V206L29 205V204H27V203H25V201H23L22 202V199H21V191L19 190V184H18V182H17ZM59 181V182H60ZM63 180H62V182H60V183H65ZM113 181V180H112ZM114 181L116 182V180L114 179ZM17 182V183H16ZM67 182H69L68 180H67ZM66 182V183H67ZM109 182V181H108ZM114 182V183H115ZM72 183V182H71ZM107 183V182H106ZM111 183V182H110ZM110 183H109V185H110ZM116 183H118V185H119V183H120V181L117 179V182ZM108 184V183H107ZM111 184H113V182L111 183ZM17 185H18V189H17ZM64 185V184H63ZM117 185V184H116ZM117 185V186H118ZM63 187V186H62ZM69 189L70 188V186H68V187H66L65 189H64V192H65V190L66 189ZM107 188H108V193L106 192V190H107ZM106 189H105V193L108 195V194H112V193H109V190H110V192H111V189H109V186L107 187ZM111 188V187H110ZM62 190H63V188H61ZM117 189V188H116ZM18 190V191H17ZM69 190H71V189H69ZM68 190V191H69ZM20 191V192H19ZM116 191V190H115ZM151 190H148V191H146L147 192V195L146 194H143V196L142 197H144L145 195H146V198L147 199H145L144 198V200H145V202H144V200H142V197H141V200H140V204H138V206H137V209H136V211L139 209V211L141 212L142 211V214L144 213V215L146 216V218H143V217H145L144 215L142 216L141 214H139V213H137V216L139 215V216H141L142 218L141 219H144V221L146 220L147 222L145 223V222H143L142 220L140 221V217L138 218V220H139V223L140 224H148L147 226L144 224L143 226H144V228L145 227H147L146 228V230L147 229H151V227H152V225H150L152 222H154V220H153V216H154V214H153V212L155 211V212H157V208L156 209H153V207H157V204H156V206H154V203H156V202H153V199L155 198V199H157V196H155V197H151V198H153L152 200H150L149 199V197L148 196H152V194L154 195V192H153V190L151 191V192H153L152 194H150L151 192H150ZM67 192V191H66ZM116 192H118V190L116 191ZM145 192V193H146ZM150 192V193H149ZM19 193V194H18ZM70 195H69V194ZM16 194H17V196L19 195V197H16ZM68 194V195H67ZM67 194H66V200H67V205L68 204H71L72 205V203H73V206H71V207H75L74 206V202H72L71 203V200H72V198L70 197L71 196V192H67ZM105 194V198H106V195ZM148 194H150V195H148ZM71 198H69V197ZM108 197H109V195H108ZM111 197V196H110ZM17 198V199H16ZM74 198V197H73ZM213 198V203L211 204V199ZM219 198V199H218ZM6 199V198H5ZM107 199V198H106ZM111 199V198H110ZM148 199H149V201L150 202H152V204H153V206H152V204L148 201ZM10 200V201H9ZM108 200H109V198H108ZM117 199H112V200H110V201H115V203H116V205L117 204H119V202L118 201H116ZM4 201V202H3ZM68 201H70V202H68ZM142 201L145 203V204H143V206H141V204H142ZM156 201V200H155ZM210 201V202H209ZM6 202V203H5ZM9 202V203H8ZM224 202V203H223ZM24 203L25 204H27V205H24ZM106 204H105V215H107L108 217L109 216H113V215H111V214H114V216L116 215V218H115V220H113V217H112V219H111V217H110V219L112 220V221H114L115 223V225H113V222H112V224H108V221L110 220V219H108V218H106L105 216H104V220L106 221V219H108V221H106L107 222V225L106 226H108V227H106L105 226V228L108 230V231H106V229H101L102 231V233H103V235H105L104 233H108V234H110L109 233V231L111 230V229H113V226H115V228L114 229H116V231H117V233H116V231L114 230V231H112V233L113 232H115V233H113L114 234V236L116 235L117 236V238H118V236L120 237L119 239H120V242H119V239H117L118 240V242H115L116 240V236H115V238H114V236H113V234H110L109 236H111L112 238V243H113V245H112V247H109L111 244V242H110V239H109V237H107V239H106V236H108L107 235V233H106V236H103V237H101L102 239H103V242H102V244H104L103 245V247H101V242H99V245H98V243H97V245H96V242L94 243V244H92L94 247H90L89 246V244L86 246L87 248H86V250L87 251H91V248L93 249V250H95V251H97L96 249H98V247H100V250L98 249V251L100 252V254H102L103 253V251H101L102 249L105 251V253L104 254H106L107 253V255L109 256V253L111 254L110 255V257H105V260H104V262L102 263V264H109V262H110V264H112L114 261V259H115V262L118 260V262L116 263V264H119L120 262H121V264H141V261H140V258H139V252H141V251H143L144 253L143 254H146V255H143L142 256V260H144L143 262L144 263H147V264H156L157 262H158V260H163L164 259V256H159V257H157L156 255L154 256V250H152L153 248L152 247H154L153 245H154V243L153 242H150L151 240H153L154 242H155V240L156 239H154L153 237H150V235H151V232H153V233H155L154 231H151L150 230V232L149 231H147L146 233V235H147V237L149 238V239H151L150 241H145V242H147L146 244L145 243H143V244H140V241H137L136 242V247L135 248H132L131 249V251L129 252L128 251V249H127V252H126V246H125V248H124V246H122L121 247V242L123 241V242H125V244L127 243V241L128 240H130V237H132V236H127L129 239L127 240V238H125L124 237V235L125 234H123L124 233V231H126V230H130L131 228H133V225H135V224H139L138 222H135V224L134 223H132V222H134L135 221V219L137 218H135L131 223L133 224V225H128V226H126V227H124V228H122V226H121V221H120V224L118 223V221L116 222V220H119V219H121V207H120V205L118 206L117 205V207H115L114 205L115 204H113L114 202H111V204L108 202V201H106L105 202ZM107 203H108V206H107ZM148 203H150V206H149V204ZM208 203H210V204H208ZM218 203H223L224 204V207L223 208H225V210H227L228 209V211H230V215L228 216V217H226L224 220L225 221H227V223H228V221H229V223H231V222H234L235 223V225H236V227H234V230H235V233L232 235V232L230 233V228H228L227 226L226 227H224V228H226L227 230H225V229H223V227L220 225V222L219 223H217V225L216 224H213L212 225V223H210V221H208L207 220V217L209 216V214H210V212H208V213H205L206 211H207V206H210L211 208H212V206H213V210L215 211V212H217L218 211V213H219V205H218ZM75 204H77L76 202H75ZM208 204V205H207ZM2 205V206H3ZM109 205H111V208H107V207H110ZM23 206V207H22ZM107 206V207H106ZM112 206H114V209H113V207ZM140 206H141V208H140ZM239 206H241L240 208H239ZM245 208L246 207V213H239L241 210V208H243V207ZM68 207H70V205H68ZM120 207V208H119ZM24 209V212H23V209ZM76 208V214H74V216L72 215V217H75L76 215L77 216H80V213H79V210L77 209V206L75 207ZM75 208H74V210H75ZM116 208V209H115ZM238 208H239V212H238ZM73 209V208H72ZM112 209H113V211H114V213H113V211H112ZM152 209L154 210V211H152ZM0 210V213H2V211ZM73 210V212L75 213V211ZM77 210H78V213H77ZM117 210V211H116ZM120 210V211H119ZM150 210L152 211V212H150ZM107 211H108V213H107ZM118 211L120 212V213H118ZM138 211V212H139ZM146 211V212H145ZM72 211L69 209V215L68 216H71V213ZM110 212H111V214H110ZM117 212V213H116ZM204 212V213H203ZM150 213V214H149ZM3 214V213H2ZM26 214V215H25ZM83 214V213H82ZM81 214V215H82ZM108 214H110V215H108ZM117 214H118V217H117ZM153 214V216L151 217V219H152V221H151V219H148V218H150V216ZM205 214H207V215H205ZM23 215H25V216H23ZM120 215V216H119ZM219 215H220V213H219ZM77 216L75 217V218H77ZM170 216V215H169ZM85 217H87V216H85ZM91 216H89V218H90ZM120 217V218H119ZM176 217V218H175ZM220 217V216H219ZM27 219V220H25V219ZM89 218L88 219H86L88 222H96L97 220H95V218H93V219H91L90 218V220H89ZM119 218V219H118ZM177 218H179V219H177ZM218 217L215 215V219H217ZM70 219V218H69ZM69 219H65V218H63L62 219V223H61V225L63 226V227H67V226H69L68 224H67V226H66V223L67 222H69V224L71 225V223H70V221L71 220H69ZM80 219V217L78 218V220ZM69 220V221H68ZM77 220V219H76ZM75 220V221H76ZM138 220H136V221H138ZM1 221V222H2ZM63 221H65V222H63ZM67 221V222H66ZM86 221V222H87ZM151 221V222H150ZM2 222V223H3ZM74 222V221H73ZM86 222H84V223H82V222H80V221H78L77 222V225L79 224V223H82L81 225H80V228L82 229V228H86V227H89V225H86V224H88V222L86 223ZM90 222V223H91ZM105 222V223H106ZM149 222H150V224H149ZM76 223V222H75ZM73 224V225H75L74 227H67V229L69 228V230H70V228H71V230L73 229V230H77V225L76 224ZM86 223V224H85ZM104 223V224H105ZM118 223V224H117ZM179 223H180V225H179ZM64 224V225H63ZM99 224V222H97L96 224H93L92 226H90V227H96L97 225ZM153 224V223H152ZM91 225V224H90ZM113 225V226H112ZM117 225H119L121 228L120 229H118L117 230V228L119 227V226H117ZM176 225H177V227H176ZM22 226H23V229L25 230V231H23V229H22ZM149 226V227H148ZM151 226V227H150ZM180 226V227H181ZM7 227H8V230H7ZM75 227H77V228H75ZM112 227V228H111ZM117 227V228H116ZM127 227H129L128 229H125V228H127ZM131 227V228H130ZM179 227V229H178V231L180 230L182 233H183V230H184V228L183 227H181L180 228ZM80 228H78V229H80ZM104 228V227H103ZM4 229H6V230H4ZM66 229V230H67ZM182 229V230H181ZM68 230V231H69ZM70 230V231H71ZM69 231V232H70ZM104 231H106V232H104ZM200 231H198L199 232V234H200ZM232 231V230H231ZM177 232V233H176ZM25 233V234H24ZM118 233H121L122 235H120V234H118ZM150 233V234H149ZM153 233H152V236H154L153 235ZM179 233V234H178ZM11 234V235H10ZM24 234V235H23ZM118 234V235H117ZM148 234H149V236H148ZM196 234L197 233H195V237H196ZM198 234V235H199ZM22 235H23V237H22ZM179 235V236H178ZM181 235V236H180ZM197 235V238L199 237ZM75 236V235H74ZM74 236H73V238L72 239H74ZM77 236V235H76ZM75 236V237H76ZM121 236H123V237H121ZM126 236V235H125ZM12 237V238H11ZM180 237V239L179 240H181L180 242H181V244H180V242H179V240H178V238ZM182 237V238H181ZM4 238V239H3ZM25 238V239H24ZM28 238V239H27ZM78 238V237H77ZM76 238V239H77ZM127 240H125V239ZM148 238H146L147 240H148ZM153 238V239H152ZM220 239L221 240V243L217 246V244H216V240L215 239ZM8 239L10 240L9 241V244H8ZM12 239V240H11ZM71 239V240H72ZM75 239V240H76ZM125 241H124V240ZM70 240V241H71ZM98 240H100V239H98ZM108 240H109V242H108ZM200 240V239H199ZM199 240H196V241H194L193 242V246H198V243H199ZM214 240V241H213ZM24 241V242H23ZM105 241H107V242H105ZM153 243V245L152 244H148V243ZM212 242V243H211ZM214 242H215V246H216V249L214 248V246H212V244L214 245ZM106 243H108L107 245H106ZM120 243V244H119ZM176 242H175V246H176V244H177ZM15 246H14V245ZM101 244V245H100ZM177 244V245H178ZM91 245V244H90ZM105 245H106V248L108 247V248H110V249H108V251H107V249L105 248ZM109 245V246H108ZM181 245V246H180ZM21 246V247H22ZM88 246H89V248H88ZM95 247H97V248H95ZM117 247V248H116ZM119 247V248H118ZM218 247V248H217ZM9 248V249H8ZM102 248V249H101ZM124 248V249H123ZM186 248V247H185ZM21 249V250H22ZM114 249V250H113ZM121 249V250H120ZM123 249V250H122ZM7 250V251H6ZM29 250V249H28ZM27 250V251H28ZM92 250V251H93ZM212 250V251H211ZM10 251V252H9ZM145 251H148L147 253H145ZM151 251V252H150ZM119 252V257H121V258H117L118 257V255H117V253ZM122 252V253H121ZM127 254V256H126V254ZM179 252L181 253V255L179 254ZM3 253V254H2ZM18 253H20V254H18ZM28 253V252H27ZM26 253V255H28ZM83 252H82V249H81V253H80V255L82 254ZM113 253V254H112ZM153 253V254H152ZM11 254V255H10ZM103 254V255H104ZM124 254H125V256H124ZM149 254H151V255H149ZM185 254V255H184ZM217 254H219V255H221V256H219V258H220V262L218 263V257H217ZM17 255H20V256H17ZM25 254H23L22 255V257L24 256ZM114 255V256H113ZM12 256H14V257H12ZM104 256H106V255H104ZM124 256V257H123ZM145 256V257H144ZM149 256V257H148ZM183 256V257H182ZM9 257H11L10 259H9ZM21 257V260L19 261V262H22L23 261V259L26 257V259H27V256H24V258H22ZM111 257H114V259H112ZM143 257H144V259H143ZM179 257H181V258H179ZM217 257V258H216ZM79 264H83L82 262H83V254L81 255V256H79ZM182 258H185L184 260L182 259ZM187 258V259H186ZM215 258H216V261H215ZM16 259V260H15ZM20 259V258H19ZM110 260V261H108V260ZM112 259V260H111ZM117 259V260H116ZM179 259V260H178ZM181 259V260H180ZM213 259H214V262H213ZM72 261L70 262V259L69 258H67L66 259V261H65V263H67L68 262V264L70 263H72L73 262V264H74V261H73V259H71ZM80 260H82V261H80ZM120 260V261H119ZM155 260V261H154ZM157 260V261H156ZM179 261H181V262H179ZM114 262V263H115ZM149 262V263H148ZM23 264H25L26 263V261H25V259H24V262H22ZM21 263V264H22ZM113 263V264H114ZM18 264H20V263H18Z\"/></svg>","mask_w":264,"mask_h":264}]
</instances>
